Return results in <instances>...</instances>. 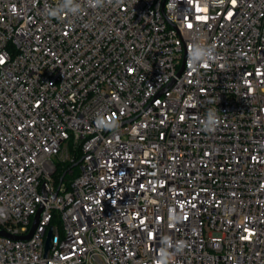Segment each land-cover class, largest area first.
<instances>
[{"label": "built area", "instance_id": "2783aa9c", "mask_svg": "<svg viewBox=\"0 0 264 264\" xmlns=\"http://www.w3.org/2000/svg\"><path fill=\"white\" fill-rule=\"evenodd\" d=\"M62 3L0 0V264H264V0Z\"/></svg>", "mask_w": 264, "mask_h": 264}, {"label": "clouds", "instance_id": "9594fccd", "mask_svg": "<svg viewBox=\"0 0 264 264\" xmlns=\"http://www.w3.org/2000/svg\"><path fill=\"white\" fill-rule=\"evenodd\" d=\"M119 2V0H117ZM207 3V0H205ZM213 3L217 5H222L224 0H213ZM90 7L97 8L104 4V0H88ZM80 11V6L76 3V0H63L62 6L60 8H51L46 10V15L49 17H58L63 12H70L75 14ZM214 46H208L203 41L196 42L190 46L188 65L192 71H196L198 67H207L210 61L215 59ZM219 125V119L216 116L214 110H209L204 121H202V127L205 132H213ZM116 122L113 120L111 123L103 119H97V127L99 128H115ZM170 222L175 223L183 219V216L177 215L174 210L170 211L169 214ZM175 247L176 252L183 251L185 247V242L178 241L173 246L170 240L165 241V248L162 249L160 259L157 264H169L171 253L168 252L169 248Z\"/></svg>", "mask_w": 264, "mask_h": 264}, {"label": "trees", "instance_id": "16d2710c", "mask_svg": "<svg viewBox=\"0 0 264 264\" xmlns=\"http://www.w3.org/2000/svg\"><path fill=\"white\" fill-rule=\"evenodd\" d=\"M81 155L80 151L78 152V155L76 156L75 160L73 162H63L58 165V172L55 176L56 178V184L58 185L60 181L63 179L64 181L67 179L68 175L70 174V171H72L73 177H76L77 171H76V163L80 160Z\"/></svg>", "mask_w": 264, "mask_h": 264}, {"label": "water", "instance_id": "95a60500", "mask_svg": "<svg viewBox=\"0 0 264 264\" xmlns=\"http://www.w3.org/2000/svg\"><path fill=\"white\" fill-rule=\"evenodd\" d=\"M80 163V162H79ZM78 163V164H79ZM78 164H76L75 166H77ZM42 209L41 208L38 212V214L35 216V220L33 222V225H32V228L30 230V232L27 234V235H24V236H18V237H14L15 239H20V240H29L34 231L36 230L37 226H38V223H39V220H40V216H41V212H42ZM0 236H7V237H13L11 236L9 233L3 231V230H0ZM52 239H53V234L52 233H49L48 235V238H47V241H46V245H45V251H46V254L48 253V251L50 250V248L52 247Z\"/></svg>", "mask_w": 264, "mask_h": 264}, {"label": "rangeland", "instance_id": "374dc122", "mask_svg": "<svg viewBox=\"0 0 264 264\" xmlns=\"http://www.w3.org/2000/svg\"><path fill=\"white\" fill-rule=\"evenodd\" d=\"M70 150H71V155L72 156L74 155V157H76L78 155V150L75 151V149L73 148V146L70 147ZM76 171H77V174H79V172H80V167L79 166L76 167ZM73 178H74L73 175L69 174L68 177H67V179L65 180V182L68 183Z\"/></svg>", "mask_w": 264, "mask_h": 264}, {"label": "snow or ice", "instance_id": "6c2138e0", "mask_svg": "<svg viewBox=\"0 0 264 264\" xmlns=\"http://www.w3.org/2000/svg\"><path fill=\"white\" fill-rule=\"evenodd\" d=\"M233 2L235 3V0H233ZM229 15H231V13ZM0 62H2V61H0Z\"/></svg>", "mask_w": 264, "mask_h": 264}]
</instances>
